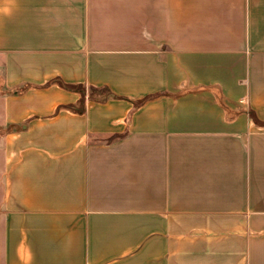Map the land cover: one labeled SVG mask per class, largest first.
Masks as SVG:
<instances>
[{"label":"crops","instance_id":"crops-1","mask_svg":"<svg viewBox=\"0 0 264 264\" xmlns=\"http://www.w3.org/2000/svg\"><path fill=\"white\" fill-rule=\"evenodd\" d=\"M0 264H264V0H0Z\"/></svg>","mask_w":264,"mask_h":264},{"label":"trees","instance_id":"trees-1","mask_svg":"<svg viewBox=\"0 0 264 264\" xmlns=\"http://www.w3.org/2000/svg\"><path fill=\"white\" fill-rule=\"evenodd\" d=\"M55 81H57V83L60 86L66 89L80 91V94L82 96H84L83 91L87 90L89 97L93 100L101 101V100L108 99L109 97H112V94L109 88H107L106 86H100V87H96L92 85L85 86V84H82V83H66V82H63L61 79H57ZM147 98L149 97H146L145 99ZM143 100L138 101V103H141Z\"/></svg>","mask_w":264,"mask_h":264},{"label":"built area","instance_id":"built-area-1","mask_svg":"<svg viewBox=\"0 0 264 264\" xmlns=\"http://www.w3.org/2000/svg\"><path fill=\"white\" fill-rule=\"evenodd\" d=\"M240 101L243 102V99H241Z\"/></svg>","mask_w":264,"mask_h":264}]
</instances>
